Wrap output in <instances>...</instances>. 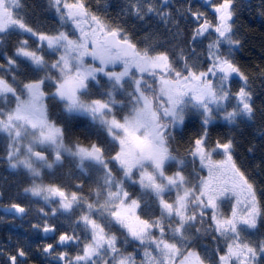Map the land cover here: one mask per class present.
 <instances>
[{
  "label": "snow or ice",
  "instance_id": "1",
  "mask_svg": "<svg viewBox=\"0 0 264 264\" xmlns=\"http://www.w3.org/2000/svg\"><path fill=\"white\" fill-rule=\"evenodd\" d=\"M246 13L264 0H0V208L29 224L0 264H264Z\"/></svg>",
  "mask_w": 264,
  "mask_h": 264
},
{
  "label": "trees",
  "instance_id": "2",
  "mask_svg": "<svg viewBox=\"0 0 264 264\" xmlns=\"http://www.w3.org/2000/svg\"><path fill=\"white\" fill-rule=\"evenodd\" d=\"M95 2V0H93ZM102 3L109 2L113 3L114 0H101ZM255 3L256 0H253ZM24 3L30 5L32 0H24ZM246 28L247 38L245 47L241 51L242 63H258L264 60V17L255 15L253 13H246ZM257 157L252 158L253 162L258 159ZM29 224L27 218L25 220L14 219L12 215L3 213L0 210V242L7 240L8 236L11 235L12 243H15L17 238H21L27 234Z\"/></svg>",
  "mask_w": 264,
  "mask_h": 264
},
{
  "label": "water",
  "instance_id": "3",
  "mask_svg": "<svg viewBox=\"0 0 264 264\" xmlns=\"http://www.w3.org/2000/svg\"><path fill=\"white\" fill-rule=\"evenodd\" d=\"M0 210H1L3 213H6V212H4V211H3V209H2V208H0Z\"/></svg>",
  "mask_w": 264,
  "mask_h": 264
}]
</instances>
